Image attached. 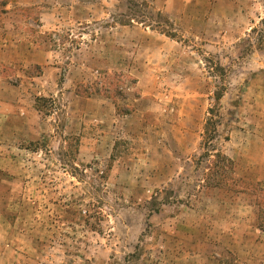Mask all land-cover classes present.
<instances>
[{"label": "rangeland", "instance_id": "374dc122", "mask_svg": "<svg viewBox=\"0 0 264 264\" xmlns=\"http://www.w3.org/2000/svg\"><path fill=\"white\" fill-rule=\"evenodd\" d=\"M216 152L264 186V0H0V264H264Z\"/></svg>", "mask_w": 264, "mask_h": 264}, {"label": "trees", "instance_id": "16d2710c", "mask_svg": "<svg viewBox=\"0 0 264 264\" xmlns=\"http://www.w3.org/2000/svg\"><path fill=\"white\" fill-rule=\"evenodd\" d=\"M166 23L167 21H163V24L165 25H162L157 22L154 29L170 38H176L175 33L169 32L166 29ZM211 70H209L210 73L215 72L213 69ZM222 96L223 93L222 91H219V87L217 86L216 90L213 91L212 94L214 104L207 109V115L202 127V139L200 143L202 150H204L201 153L202 157L207 158L211 155L209 152L215 150L213 142L218 137L217 129L219 123L217 121H219L218 118L221 116L219 113V100ZM212 156L215 163L213 165V169L210 167L207 168L209 172V179L215 183V186H219V188L234 191L235 193L249 192L253 194L254 204L257 207V226L260 230L264 231V186H261L257 182L245 181L242 178H230L227 171L228 167L232 164L231 160L220 152H216L212 154Z\"/></svg>", "mask_w": 264, "mask_h": 264}]
</instances>
